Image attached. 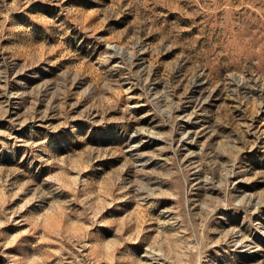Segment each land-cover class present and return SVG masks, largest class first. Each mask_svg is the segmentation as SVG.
I'll use <instances>...</instances> for the list:
<instances>
[{"label":"rangeland","instance_id":"rangeland-1","mask_svg":"<svg viewBox=\"0 0 264 264\" xmlns=\"http://www.w3.org/2000/svg\"><path fill=\"white\" fill-rule=\"evenodd\" d=\"M0 264H264V0H0Z\"/></svg>","mask_w":264,"mask_h":264}]
</instances>
